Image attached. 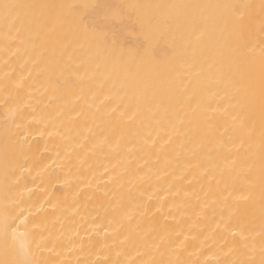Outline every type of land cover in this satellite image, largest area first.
<instances>
[{
	"label": "bare ground",
	"instance_id": "1",
	"mask_svg": "<svg viewBox=\"0 0 264 264\" xmlns=\"http://www.w3.org/2000/svg\"><path fill=\"white\" fill-rule=\"evenodd\" d=\"M0 264H264V0H0Z\"/></svg>",
	"mask_w": 264,
	"mask_h": 264
}]
</instances>
